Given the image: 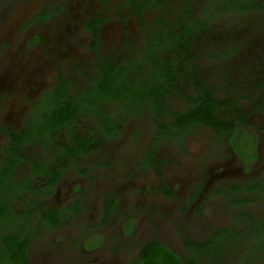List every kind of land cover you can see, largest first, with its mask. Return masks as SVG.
Returning <instances> with one entry per match:
<instances>
[{
  "label": "flooded vegetation",
  "instance_id": "af4514ba",
  "mask_svg": "<svg viewBox=\"0 0 264 264\" xmlns=\"http://www.w3.org/2000/svg\"><path fill=\"white\" fill-rule=\"evenodd\" d=\"M33 1L0 0V264H264V0H92L84 39L88 0Z\"/></svg>",
  "mask_w": 264,
  "mask_h": 264
},
{
  "label": "rangeland",
  "instance_id": "374dc122",
  "mask_svg": "<svg viewBox=\"0 0 264 264\" xmlns=\"http://www.w3.org/2000/svg\"><path fill=\"white\" fill-rule=\"evenodd\" d=\"M36 1V0H35ZM35 1H33L31 4L35 5V9H36V3ZM118 0H114V2L117 3ZM89 4L86 5L84 3V5H81L79 2H74L73 3V7H75V9H72L71 6L68 9V11L70 14H72L74 21H75V27L73 28V31H75L76 33H78L80 35V37H82L83 39L86 38V33L82 32L80 30V26L79 23L81 21V18L83 17V15H85L87 13V9L86 7L90 8L93 10V8H97L95 7V5L93 4L92 0H88ZM27 9H29V6L27 5H22L20 6V10L26 11ZM128 18V17H127ZM247 18V16H243L241 19ZM59 24H61L62 28L65 29L66 28V21L64 20L63 16H60V20H59ZM117 28L116 27H112L110 33L112 32V34L116 33ZM5 33H8V31H5ZM11 33V32H10ZM43 34H46V37L49 40H55L57 41L59 38V28L55 27V26H51L49 28H46L42 30ZM0 34H2V31H0ZM50 46L52 47V43H50ZM66 49L71 52L73 55H79L82 53V55L86 54V52L88 51L87 49H85L84 47V42L81 40L78 41H67L66 44ZM45 51H43L41 49V47L38 48H34L32 50V58L35 60V64L37 66H39L40 69V73L41 76L44 78V81H47V77L51 71V67L48 66L47 64V57L44 58L43 57V53ZM16 110H19V108H16ZM145 124L147 125L148 128H150V125L145 122ZM118 141V144L120 145V147H123V139L120 140H116ZM198 145V143L196 144ZM191 148V146H189V149ZM128 173L125 175H122L120 178L123 180L122 182L126 181V180H135L138 179L139 175H136L133 173V171H130L132 169V165L128 166ZM124 176V177H123ZM177 178H179L180 174H176ZM151 177V175H150ZM117 191L119 192V194H127V191H129V194H133L135 193L134 191V187H131V184L129 183H120L119 186L117 187Z\"/></svg>",
  "mask_w": 264,
  "mask_h": 264
},
{
  "label": "trees",
  "instance_id": "16d2710c",
  "mask_svg": "<svg viewBox=\"0 0 264 264\" xmlns=\"http://www.w3.org/2000/svg\"><path fill=\"white\" fill-rule=\"evenodd\" d=\"M226 11H227V13L229 12L228 9H226ZM243 11H245V9H244V10H241V11H238V12H243ZM146 93H147V100H150V99L156 97V95L154 94V92L151 91L150 89H147V90H146ZM179 93L183 94V95H184V98L187 97V94H186V92H185L183 89H180V88H179ZM209 96H210V98L213 97L211 94H210ZM213 99H214V97H213ZM198 113H199V112H198ZM177 115H178V116H185V115H186V112L183 111L182 113H178ZM8 239H10V238H8ZM11 240H14V239H11ZM6 244H12V243H6Z\"/></svg>",
  "mask_w": 264,
  "mask_h": 264
}]
</instances>
